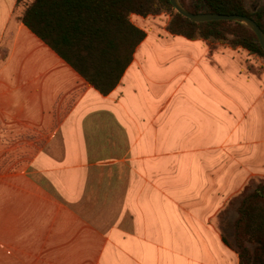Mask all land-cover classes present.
I'll return each mask as SVG.
<instances>
[{
    "label": "crops",
    "instance_id": "0c3cea01",
    "mask_svg": "<svg viewBox=\"0 0 264 264\" xmlns=\"http://www.w3.org/2000/svg\"><path fill=\"white\" fill-rule=\"evenodd\" d=\"M24 7L0 0V264H239L223 236L264 179V70L134 15L145 37L102 94Z\"/></svg>",
    "mask_w": 264,
    "mask_h": 264
},
{
    "label": "trees",
    "instance_id": "16d2710c",
    "mask_svg": "<svg viewBox=\"0 0 264 264\" xmlns=\"http://www.w3.org/2000/svg\"><path fill=\"white\" fill-rule=\"evenodd\" d=\"M191 13L241 14L264 32V3L251 8L247 0H179ZM24 4L21 21L77 73L102 94L111 92L132 61L145 32L131 15L168 13L169 33L240 47L264 59L257 35L246 25L212 20L194 22L179 14L170 0H17ZM235 218L232 235L223 242L239 264H264V179H250L231 198Z\"/></svg>",
    "mask_w": 264,
    "mask_h": 264
},
{
    "label": "water",
    "instance_id": "95a60500",
    "mask_svg": "<svg viewBox=\"0 0 264 264\" xmlns=\"http://www.w3.org/2000/svg\"><path fill=\"white\" fill-rule=\"evenodd\" d=\"M170 3L174 9L181 14L182 16L188 18L194 22H205L212 20H228L239 22L246 25L250 28L258 37L262 49L264 50V32L260 26L250 17L241 14H219V13H191L182 4L179 0H170Z\"/></svg>",
    "mask_w": 264,
    "mask_h": 264
},
{
    "label": "rangeland",
    "instance_id": "374dc122",
    "mask_svg": "<svg viewBox=\"0 0 264 264\" xmlns=\"http://www.w3.org/2000/svg\"><path fill=\"white\" fill-rule=\"evenodd\" d=\"M262 3H264V0H247V4L251 8H256L258 5H260ZM132 18L134 19L135 22H138V23L140 22V20H142L141 18L135 19V16H133ZM149 18H152V17H149ZM154 18H157V21H158L160 26H164V25L168 24V22L170 20V15L168 13L163 12V13L158 14V16H155ZM243 50H245V49H243ZM245 51L248 55V59L251 60V65L254 67H259L260 69L264 70V59L255 55V54L249 53L247 50H245ZM210 138L214 139L213 136H210ZM255 180H257V179H255ZM116 182H117V180L113 181V185H116L117 184ZM111 199H112V203H114L116 205L118 202V194L115 193V194L111 195ZM116 215H117V211L115 210L113 212V217H112L114 220H116ZM217 220H216V223H219V221H217ZM226 221L229 222L228 225L230 223L232 224V222H233L232 220H230L229 215H228V220H226ZM226 221L224 220V222H226ZM231 224H230V227H231ZM231 229H232V227H231Z\"/></svg>",
    "mask_w": 264,
    "mask_h": 264
},
{
    "label": "built area",
    "instance_id": "2783aa9c",
    "mask_svg": "<svg viewBox=\"0 0 264 264\" xmlns=\"http://www.w3.org/2000/svg\"><path fill=\"white\" fill-rule=\"evenodd\" d=\"M134 15H137V14H132L130 18H132V16H134ZM131 21H132V20H131Z\"/></svg>",
    "mask_w": 264,
    "mask_h": 264
}]
</instances>
